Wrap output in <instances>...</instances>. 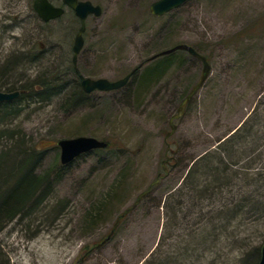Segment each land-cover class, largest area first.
<instances>
[{
	"label": "rangeland",
	"instance_id": "374dc122",
	"mask_svg": "<svg viewBox=\"0 0 264 264\" xmlns=\"http://www.w3.org/2000/svg\"><path fill=\"white\" fill-rule=\"evenodd\" d=\"M88 1L103 12L88 18L75 67L81 24L73 11L46 24L33 0H0V92L16 77L36 85L55 74L67 84L46 101H26L24 92L12 113L0 114V134L8 135L0 138V155L43 152L36 174L42 188L50 185L40 206L0 231V264H142L157 246L174 264H253L264 244V212L255 207L264 205V182L233 175L237 186L190 203L185 229L174 224L180 196L167 197L195 158L246 119L234 142L241 161L229 167L264 178V0H189L161 17L150 9L157 0ZM180 44L209 56L211 73L167 138L203 64L186 50L147 61ZM15 59L16 75L3 73ZM142 64L118 90L86 93L80 85L85 77L120 80ZM79 136L108 146L63 165L58 141ZM243 197L248 213L235 216Z\"/></svg>",
	"mask_w": 264,
	"mask_h": 264
},
{
	"label": "trees",
	"instance_id": "16d2710c",
	"mask_svg": "<svg viewBox=\"0 0 264 264\" xmlns=\"http://www.w3.org/2000/svg\"><path fill=\"white\" fill-rule=\"evenodd\" d=\"M67 13L68 12H66L63 17L68 16L69 14ZM207 57L209 58V56ZM18 58L19 57H17V59ZM151 61L153 60L150 58L147 62ZM15 62L16 59L13 60L10 65V68H12L13 71L8 68L3 73L10 71V73L15 76L17 73L16 64H14ZM140 66L137 67V71L132 75V78L140 71ZM0 78L2 79L3 77ZM21 79L23 78L16 77L15 81L8 82L9 84L1 86V89L4 88L7 92L19 90L21 93L19 99L20 97H24V92L29 91L28 97L25 96L27 98L26 101H32L33 99L46 101L55 94H60L67 85H60V78H58V75L55 76V74H53L52 76H50V74L42 76L41 81H38L39 83L36 85L35 83H32L30 85L29 83L25 82L19 83ZM32 86L34 87L33 90L29 88ZM77 95H80L79 92L74 93V96ZM20 101L21 100L16 99L10 102L0 103V114L5 115L6 113H12V110L14 108H17L18 102ZM248 123L249 119H246L240 127L233 130L235 132H230L225 140H223L224 138L219 139L217 142L220 143L217 145V148L212 150H209V148L207 151L195 158L191 163L187 174L183 178L182 182L171 190L169 196L167 195V198L169 199H174L175 195L180 196L178 199H175L178 203L177 214L175 212L177 219L174 221V224L177 226L176 228H179V226H181L182 229L187 228L186 222L190 221L191 216L190 203L194 204V202L197 203V200L208 199L211 197L213 198L212 193L214 194L215 191H217L218 189L237 186L238 182L237 180L232 179L233 175L245 180L247 179L249 181L258 180L264 182L263 177H256L255 179H252L246 173H243L244 175L240 176V172L236 171L234 173V171L230 170L229 167L230 164H233L231 160H233L237 164H239V162L241 161L240 159V161L236 162V158H240L241 156L238 152V149L235 147L236 143L234 142H238L236 141V137L243 132V129L247 127ZM7 136L4 134H0V138ZM13 138L14 137L11 136L9 137V140H12ZM17 143L18 142H16L15 145ZM229 151H232V155L234 157L229 153ZM43 154V152L38 153L33 150L30 152V155H26L28 161L24 157L21 158L22 154L19 150H16L15 153L6 152L0 155V231L7 222H10L12 219H15L16 216H18L24 210H31L40 206L45 200V198L48 196L47 194L48 190L50 189V185H48V188H42L44 177L40 178L36 174L35 169L41 161ZM230 171H232V174H229ZM256 182L257 181H255V183ZM209 191H212V193L211 196L207 198ZM248 202L249 201L246 197L241 198L239 203H237L238 208H236L234 215L237 216L239 212H242V215H246L248 212H244V207L246 206V204H248ZM255 207H257L256 213L262 214V212H264V205H261L260 202L257 203ZM226 211L230 212L229 209H226ZM229 215L230 213L225 214L226 217ZM204 216L205 214L201 215V217ZM258 217H263V215H258ZM164 226L166 225L164 224ZM163 239L164 234L160 239L159 245ZM185 240L186 239H183V244ZM184 245L187 247V244ZM158 247L159 246L154 249V251L149 255L148 258H146V260L142 264L176 263L173 257L170 255H167V257L163 258L162 254L158 251ZM255 253L257 259H255L253 264H258L260 260L258 247L257 249H255ZM249 259L250 258H248V260ZM244 260L247 259L245 258ZM245 263H247V261H245Z\"/></svg>",
	"mask_w": 264,
	"mask_h": 264
},
{
	"label": "water",
	"instance_id": "95a60500",
	"mask_svg": "<svg viewBox=\"0 0 264 264\" xmlns=\"http://www.w3.org/2000/svg\"><path fill=\"white\" fill-rule=\"evenodd\" d=\"M61 1L65 7L56 6L53 2H51V0H34L33 8L35 12L38 14V16L44 22H49L51 20L62 17L66 12V7L70 8L75 12L76 16L81 21V26L75 37V41L73 45V52H74L73 63L76 66L78 61V55L82 51L85 44L84 33L86 32L87 29V25H86L87 19L91 15L100 16L103 10L101 6L95 5L88 0L87 1L61 0ZM187 1L189 0H157L151 4L150 7L151 13L155 16L161 17L179 8ZM178 50H186L191 55L198 58L202 62L203 68L198 83L192 88L188 96L184 99V101L178 108L177 114L173 115L170 118L171 132L167 135V138L170 137L176 131L177 124L175 123V121L184 115L188 103L198 93V91L203 86V84L208 79L211 73V65L209 63L208 58L205 55L198 52L194 47L186 44H180L173 48L161 51L160 53L154 55L151 59L154 60L160 56L168 55ZM135 72L136 70L132 71V73L128 74L124 78L117 81H111L106 78L94 79L87 77L82 79L81 86L86 93H92L94 91L108 92V91L118 90L124 87L125 85H127L132 74ZM19 95H20L19 91L13 93L0 92V103L4 101H12L18 98ZM58 145L61 148V162L63 165L72 163L82 154L88 153L95 149H103L108 146L106 141L99 140L94 137H86V136H79L75 138H64L58 141ZM160 178L162 177L159 176V178L150 186L149 189H147L146 191L142 192L139 195V199L135 202V204L131 207V209L134 208L135 205L138 204L143 197H145L148 193H150L152 186L157 184L160 181ZM258 264H264V244L261 246L260 249V260Z\"/></svg>",
	"mask_w": 264,
	"mask_h": 264
},
{
	"label": "flooded vegetation",
	"instance_id": "af4514ba",
	"mask_svg": "<svg viewBox=\"0 0 264 264\" xmlns=\"http://www.w3.org/2000/svg\"><path fill=\"white\" fill-rule=\"evenodd\" d=\"M159 176H161V177H162V175H159Z\"/></svg>",
	"mask_w": 264,
	"mask_h": 264
}]
</instances>
